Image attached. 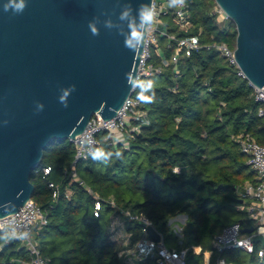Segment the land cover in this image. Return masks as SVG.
Here are the masks:
<instances>
[{
    "label": "trees",
    "instance_id": "trees-1",
    "mask_svg": "<svg viewBox=\"0 0 264 264\" xmlns=\"http://www.w3.org/2000/svg\"><path fill=\"white\" fill-rule=\"evenodd\" d=\"M180 1L189 30H180L170 11L161 16L160 29L175 40L196 38L199 48L188 57L180 52L176 63H169L161 74L137 82L133 97L145 117L129 121L138 132L129 138L127 148L103 143L99 153L77 161L74 171L102 199L142 213L167 247L188 249L186 264H203L202 253L213 251V238L224 227L235 223L242 230L252 227L240 207L249 204L242 196L245 184L257 185L258 180L235 138L249 134L264 144V119L257 115L261 105L253 89L213 47L224 43L234 48V23L228 18L218 22L214 0ZM175 49L174 40L158 36L149 62L160 64L157 52L171 61ZM73 155L72 143L53 140L30 174L31 199L47 221L33 235L40 240L38 249L51 264H127L108 234L112 209L104 205L94 217L92 197L70 176ZM44 168H49L47 175ZM179 215L186 216L181 246L168 225ZM230 216H236L235 221ZM125 230L133 242L142 237L136 223L125 222ZM192 247H200L201 253L194 254ZM223 256L231 264H264L256 252L234 249ZM27 260L26 249L0 231V264Z\"/></svg>",
    "mask_w": 264,
    "mask_h": 264
},
{
    "label": "water",
    "instance_id": "water-1",
    "mask_svg": "<svg viewBox=\"0 0 264 264\" xmlns=\"http://www.w3.org/2000/svg\"><path fill=\"white\" fill-rule=\"evenodd\" d=\"M214 2L235 25L237 68L264 87V0ZM151 3L0 0V218L31 199L30 174L53 140L72 143L93 114L109 120L133 95Z\"/></svg>",
    "mask_w": 264,
    "mask_h": 264
},
{
    "label": "built area",
    "instance_id": "built-area-1",
    "mask_svg": "<svg viewBox=\"0 0 264 264\" xmlns=\"http://www.w3.org/2000/svg\"><path fill=\"white\" fill-rule=\"evenodd\" d=\"M218 8V7H217ZM218 10H220L218 8ZM168 11L171 12L174 24L182 31L187 32L190 28V22L185 12V5L180 0H152L149 16L146 17L148 25L146 27V37L143 51L140 55V61L137 67V75L134 84L141 79L161 74L169 63H176L178 54L183 52L186 57L192 51L199 48L196 38L174 39L169 37L160 27L163 25L161 16ZM221 11V10H220ZM222 12V11H221ZM223 13V12H222ZM225 18H227L225 16ZM163 36L169 40L176 42V49L171 58L167 61L157 52L160 57V64L155 66L149 62L150 47L156 46L157 37ZM220 55L225 58L229 64L237 69V75L243 77L237 68L234 59V48H229L226 44L221 43L214 45ZM253 96L256 102L260 103L257 115L264 119V87L257 88L251 86ZM145 113L140 110V102L132 96L127 98L122 107L116 111L113 118L109 120L102 119L97 113L93 114L87 122L83 132L75 136L72 144L74 146L73 162L70 166L72 176H76L74 167L77 161L85 160L88 157L99 153L101 150V142L98 135H104V142L108 146H115L119 143L127 148L129 138L133 133H137V128L129 126V121L142 120ZM239 150L247 157V164L256 173L258 180L257 185L246 183L243 189V197L248 199L249 204L244 209L247 218L252 221L254 230L251 234L242 232L238 223L224 227L214 238L212 242L213 251L204 252V264H231L223 256L225 251L240 250L245 254L256 252L260 259L264 257V245L260 243H252L251 239L255 236H262L264 239V144L257 143L249 134H240L235 138ZM174 172H178L175 168ZM44 175L49 173V168L42 170ZM93 199V216L97 217L104 205H108L112 209L110 221L108 224V234L110 239L119 245L118 257L126 259L127 264H144L148 260H152L153 264H186V248H169L165 245L164 239L158 233L151 222L142 213H132L127 209L116 206L112 199H102L94 193L79 178L72 177ZM49 187H53L49 184ZM57 191L53 194L55 197ZM176 218L180 222H176ZM46 217L42 210L32 201L28 200L16 213L0 218V231H4L7 238L14 240L23 245L27 251L28 260L21 262L23 264H51L48 258L41 255L38 247L33 242L34 233L46 225ZM125 222L136 223L140 226L141 238L138 241H132V234L125 230ZM177 244L182 245V233L185 220L181 215L168 221ZM152 228L159 235V241H153L148 233V229ZM255 245L258 249L255 251ZM194 254H200V247H192ZM213 256V258H212Z\"/></svg>",
    "mask_w": 264,
    "mask_h": 264
},
{
    "label": "rangeland",
    "instance_id": "rangeland-1",
    "mask_svg": "<svg viewBox=\"0 0 264 264\" xmlns=\"http://www.w3.org/2000/svg\"><path fill=\"white\" fill-rule=\"evenodd\" d=\"M214 12H216L217 15H218V22H220V23L223 22L222 20L225 19V15L220 10H218V8L217 9L214 8ZM162 20H164V19H162ZM97 138L101 142V144L105 143L104 140H103L104 135H98ZM70 176L71 177H74V178H78L77 176H72L71 174H70ZM235 219H236V216H230L229 217V220L231 222L235 221ZM176 222H180V219L179 218H176ZM32 240L36 244V246L38 247V243H39L40 240L37 239L35 236H33ZM19 246L23 247V245L21 243H19Z\"/></svg>",
    "mask_w": 264,
    "mask_h": 264
},
{
    "label": "clouds",
    "instance_id": "clouds-1",
    "mask_svg": "<svg viewBox=\"0 0 264 264\" xmlns=\"http://www.w3.org/2000/svg\"><path fill=\"white\" fill-rule=\"evenodd\" d=\"M93 32H95V29H93ZM147 100V98H145ZM98 158V157H97Z\"/></svg>",
    "mask_w": 264,
    "mask_h": 264
},
{
    "label": "crops",
    "instance_id": "crops-1",
    "mask_svg": "<svg viewBox=\"0 0 264 264\" xmlns=\"http://www.w3.org/2000/svg\"><path fill=\"white\" fill-rule=\"evenodd\" d=\"M182 216V215H181ZM186 221V220H185ZM245 234H247V233H245ZM119 246V245H118ZM124 260H126V259H124ZM204 264V263H203Z\"/></svg>",
    "mask_w": 264,
    "mask_h": 264
},
{
    "label": "bare ground",
    "instance_id": "bare-ground-1",
    "mask_svg": "<svg viewBox=\"0 0 264 264\" xmlns=\"http://www.w3.org/2000/svg\"><path fill=\"white\" fill-rule=\"evenodd\" d=\"M224 14V13H223Z\"/></svg>",
    "mask_w": 264,
    "mask_h": 264
}]
</instances>
